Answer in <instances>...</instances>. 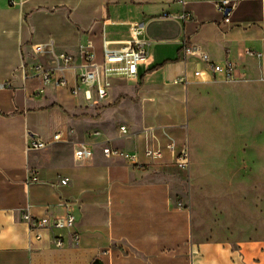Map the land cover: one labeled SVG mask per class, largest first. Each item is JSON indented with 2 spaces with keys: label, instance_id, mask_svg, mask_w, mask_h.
I'll return each instance as SVG.
<instances>
[{
  "label": "crops",
  "instance_id": "obj_1",
  "mask_svg": "<svg viewBox=\"0 0 264 264\" xmlns=\"http://www.w3.org/2000/svg\"><path fill=\"white\" fill-rule=\"evenodd\" d=\"M220 1L0 0V264H264V198L241 193L247 175L264 167V145L249 155L244 146L247 125L253 134L264 130V0H229L230 22ZM132 22L146 23L151 58L136 78H111L109 101L87 99V85L72 93L79 67L67 87L35 73V64L54 65L59 53L77 66L85 50L102 61L105 40L123 45ZM185 41L196 50L185 55ZM39 43L45 52L34 51ZM204 53L234 62L233 78L207 69ZM56 132L68 140L29 149L31 133L51 140ZM261 133L253 141H264ZM80 144L91 157L74 156ZM107 145L137 160L107 156ZM186 146L191 166L182 171L175 159ZM148 148L161 157H148ZM200 175L231 179L232 204L259 207L248 237L198 224L183 180ZM27 211L71 213L76 222L37 238Z\"/></svg>",
  "mask_w": 264,
  "mask_h": 264
},
{
  "label": "built area",
  "instance_id": "obj_2",
  "mask_svg": "<svg viewBox=\"0 0 264 264\" xmlns=\"http://www.w3.org/2000/svg\"><path fill=\"white\" fill-rule=\"evenodd\" d=\"M184 3V0H181ZM218 8L224 14V21L230 22L233 11V5L229 0H221L218 3ZM146 30V23L144 22H132L130 24L131 37L121 46H112L109 41L104 42V55L102 61H97L95 53L91 50H85V59L80 66L75 65L74 57L68 53H59L56 59V63L51 66H44L42 64H35L34 70L38 77L43 82H48L52 78L55 79L57 86L67 87L69 85L68 73L70 71L76 72L77 68H80V72L77 76V82L72 86V93L75 96H79L82 86L87 85V88L83 91L84 96L91 100L96 96L98 100L109 101L111 98L110 88L112 77H126L128 79L136 78L139 72V66L141 64H147L151 58V53L148 50L150 40L145 38L142 34ZM48 44L52 46L53 41ZM46 44L39 43L34 45V51L36 53H43L46 51ZM91 44H88L90 47ZM196 49L191 43L185 41L182 47V52H193ZM202 60L205 63L207 69L211 70L213 74H223L226 79L233 78V70L235 68L234 62L228 60L225 63H217L210 59L207 54L202 55ZM196 75L200 76L202 70H196ZM181 81L187 82V79ZM38 91H42L39 88ZM123 132H127L126 126H121ZM69 133H73V129L69 130ZM67 137L62 132H56L53 134L51 140H45L40 135L31 133L29 135L28 146L29 149L41 150L46 148L52 143L67 141ZM171 151H175V144L169 145ZM103 152L107 156L121 157L128 161H136L138 153L122 151L116 147L107 145L103 147ZM146 155L150 158L156 159L161 157V151L148 148L146 149ZM74 156L79 159H87L92 156V150L87 146L80 144L74 150ZM176 166L182 170L187 171L191 166L190 150L189 147H184L176 156ZM63 184H68L69 179L66 178L62 181ZM24 218L28 221L30 229L36 232V237H42V229H53L58 227L72 228L76 222V218L73 214L66 216H57L54 218L49 217H34L28 211L24 214ZM78 237L75 236V239ZM57 245L62 243L61 239L57 240Z\"/></svg>",
  "mask_w": 264,
  "mask_h": 264
},
{
  "label": "rangeland",
  "instance_id": "obj_3",
  "mask_svg": "<svg viewBox=\"0 0 264 264\" xmlns=\"http://www.w3.org/2000/svg\"><path fill=\"white\" fill-rule=\"evenodd\" d=\"M258 133L264 134V130L261 129L260 132L257 131L256 134H253V128L249 125L246 126V141L244 146L247 155H249L255 145H264L263 140H258L257 142L253 141V135L257 136ZM229 147V151L233 154L234 149L231 148L232 144H230ZM247 162L246 168L248 169L251 165ZM261 169V174L256 176L247 175L241 190L243 195L245 193L246 199L254 200V196H261L264 198V167ZM230 180L231 179L228 180L223 178L222 175H210L209 177L207 175H200L197 182L196 179H193L192 184L186 183L183 180V183H185L183 187L187 188L190 193L191 205L197 210L199 225L208 229L219 227L224 231L238 230L241 231L245 237H248L253 232L256 224H259V220L257 219L259 207L255 208L249 206L247 203L239 207L232 204V202L237 201V195L227 196V188L231 185L230 182H228ZM254 181H256L255 184ZM259 188L261 191L260 195L258 193ZM232 191L234 190L232 189L231 192ZM254 191H256V194H254ZM225 201H229L230 204L223 203Z\"/></svg>",
  "mask_w": 264,
  "mask_h": 264
},
{
  "label": "water",
  "instance_id": "obj_4",
  "mask_svg": "<svg viewBox=\"0 0 264 264\" xmlns=\"http://www.w3.org/2000/svg\"><path fill=\"white\" fill-rule=\"evenodd\" d=\"M94 264H103V261L101 259H96L94 261Z\"/></svg>",
  "mask_w": 264,
  "mask_h": 264
}]
</instances>
